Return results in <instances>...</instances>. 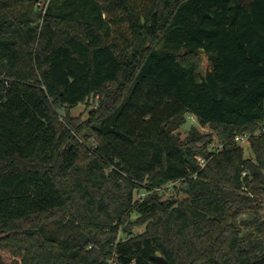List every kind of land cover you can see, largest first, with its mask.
Wrapping results in <instances>:
<instances>
[{
    "label": "trees",
    "instance_id": "1",
    "mask_svg": "<svg viewBox=\"0 0 264 264\" xmlns=\"http://www.w3.org/2000/svg\"><path fill=\"white\" fill-rule=\"evenodd\" d=\"M40 1L0 0V264H264V0Z\"/></svg>",
    "mask_w": 264,
    "mask_h": 264
},
{
    "label": "rangeland",
    "instance_id": "2",
    "mask_svg": "<svg viewBox=\"0 0 264 264\" xmlns=\"http://www.w3.org/2000/svg\"><path fill=\"white\" fill-rule=\"evenodd\" d=\"M39 3H40L39 4L40 8H42L44 6L45 0H41ZM200 57H201V63H202V66H203L204 70L207 69L208 67H210V60H209L207 54L204 51L200 52ZM89 102L93 103L94 99L90 98ZM88 109H89L88 103L87 102H81V103H79V104H77V105H75V106H73L71 108V113L73 115H78V114H82L83 113V115L86 116L87 112H88ZM192 123H196V119L193 116H189V120H188L187 124L184 125L183 127H181L182 135H185V133L187 132L188 128L190 127V125ZM201 128L206 130V131L210 130L209 126H201ZM242 145L245 148V154L246 155H251L252 151H251L250 146H249V141H247V140L243 141ZM141 193H144V192H141ZM141 193H138L137 196L140 195ZM168 194L169 193H167L166 195H168ZM136 215H137V213L134 212L133 219H135ZM144 228H145V225L136 224V225L133 226V232L136 233V232L142 231ZM126 235L127 234L124 233V232L120 233V237L121 238L125 237Z\"/></svg>",
    "mask_w": 264,
    "mask_h": 264
},
{
    "label": "water",
    "instance_id": "3",
    "mask_svg": "<svg viewBox=\"0 0 264 264\" xmlns=\"http://www.w3.org/2000/svg\"><path fill=\"white\" fill-rule=\"evenodd\" d=\"M58 111L61 115H64L66 112V108L64 107H58ZM153 258L159 263V264H168V260L160 253L153 254Z\"/></svg>",
    "mask_w": 264,
    "mask_h": 264
},
{
    "label": "built area",
    "instance_id": "4",
    "mask_svg": "<svg viewBox=\"0 0 264 264\" xmlns=\"http://www.w3.org/2000/svg\"><path fill=\"white\" fill-rule=\"evenodd\" d=\"M249 137H250V134L249 133H242V134H238L236 136L235 140H236V142L242 144L243 141H246V140L249 141ZM222 145L223 144H220V146H222ZM200 159H201L202 162L204 161L203 158L200 157ZM143 194L144 193H141L140 195H143Z\"/></svg>",
    "mask_w": 264,
    "mask_h": 264
}]
</instances>
